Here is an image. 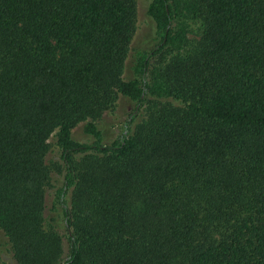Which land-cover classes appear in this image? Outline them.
Wrapping results in <instances>:
<instances>
[{"label": "trees", "instance_id": "obj_1", "mask_svg": "<svg viewBox=\"0 0 264 264\" xmlns=\"http://www.w3.org/2000/svg\"><path fill=\"white\" fill-rule=\"evenodd\" d=\"M182 9L184 53L164 56L178 2L150 0L152 47L128 59L136 0H0V249L18 264H264V0Z\"/></svg>", "mask_w": 264, "mask_h": 264}, {"label": "rangeland", "instance_id": "obj_2", "mask_svg": "<svg viewBox=\"0 0 264 264\" xmlns=\"http://www.w3.org/2000/svg\"><path fill=\"white\" fill-rule=\"evenodd\" d=\"M150 0H136V32L131 42L130 54L128 59L136 49L151 48L152 47V33L154 24L149 17L146 16V8ZM178 2V11L176 13L173 22V32L177 33V40L175 43L167 46L165 57L175 54L177 52L184 53L186 49L194 43L195 38L198 37L199 23L189 16L186 11L182 9V3L184 0H175ZM174 34V33H173ZM163 56V57H164ZM127 59V60H128ZM161 61L159 56L151 59L149 78L157 80L156 76L160 69H158V63ZM132 104L124 99L121 95L116 100L115 107L112 110H108L104 113V120L110 123L107 133L110 139L115 138L120 131V122L126 118V114ZM73 135L77 141L88 142L89 137L83 134L81 130V124L73 129ZM50 149L46 156V163L50 167V175L52 177L51 183L45 187V208L43 212L44 222L43 225L48 227L49 215L52 213L51 209L56 200L57 190L60 186L63 171H61L60 164V149L55 143V137L52 135L49 139ZM63 234L62 230H58ZM2 234V231L0 230ZM4 240H7L5 237ZM6 242V241H5ZM63 257L66 254V243L63 240ZM18 264L14 258L13 253L10 250L9 244L6 242L0 249V264Z\"/></svg>", "mask_w": 264, "mask_h": 264}]
</instances>
